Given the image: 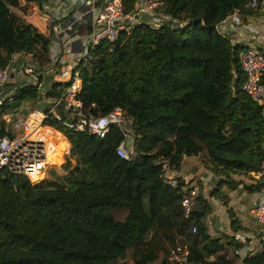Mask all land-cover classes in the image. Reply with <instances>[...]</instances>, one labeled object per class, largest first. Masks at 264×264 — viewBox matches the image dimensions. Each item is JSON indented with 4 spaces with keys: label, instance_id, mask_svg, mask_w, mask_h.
Instances as JSON below:
<instances>
[{
    "label": "trees",
    "instance_id": "trees-1",
    "mask_svg": "<svg viewBox=\"0 0 264 264\" xmlns=\"http://www.w3.org/2000/svg\"><path fill=\"white\" fill-rule=\"evenodd\" d=\"M20 1L0 0V67L24 50L44 69L51 38L11 9ZM138 1L124 0L127 11ZM164 1L167 19L160 26L143 21L102 42L81 68L80 98L88 112L106 115L121 106L132 118L134 157L117 154L124 140L117 127L105 138L62 127L75 163L61 182L33 185L1 169L0 264H172L169 254L181 243L190 249L188 264H264V244L240 260L236 252L230 255L238 245L233 235L223 240L208 233L211 208L202 194L186 214L184 188L191 183L178 176L176 186L168 184L158 164L163 157L180 171L186 156L206 154L220 191L243 183L235 175L262 170L264 108L243 89L244 47L219 30L235 11L254 16L262 4L250 9L249 0ZM38 92L37 86L19 88L14 105ZM244 187L258 192L264 184Z\"/></svg>",
    "mask_w": 264,
    "mask_h": 264
},
{
    "label": "built area",
    "instance_id": "built-area-1",
    "mask_svg": "<svg viewBox=\"0 0 264 264\" xmlns=\"http://www.w3.org/2000/svg\"><path fill=\"white\" fill-rule=\"evenodd\" d=\"M263 3L264 0H249L245 7L255 9ZM164 4V0H139L132 12L127 11L124 0H48L42 5L34 4L33 10L50 20L46 36L51 38V62L42 69L34 53L14 52L8 64L0 67V88L12 82L15 92L25 86H37L41 90L46 73L67 74L62 67L65 62L70 64L68 81H61L51 96L43 93L44 110H35L26 116L15 107H6L5 99L0 100V170L24 175L33 185L49 180L47 173L56 163L62 161L58 164L62 165L71 159L72 145L62 127L86 131L99 138H105L112 127H117L124 133V140L116 149L117 154L127 160L134 157L132 118L121 106L114 107L106 115L96 116L88 112L80 98L83 87L81 68L88 64L92 51L102 42L117 40L121 32L130 33L143 21L154 27L160 26L167 19L161 11ZM235 18L237 23L242 21L240 16ZM80 25L87 27L83 36L76 35ZM240 61L246 74L243 89L264 108V47L243 49ZM13 99V96L8 98ZM158 164L162 166L165 181L176 186L178 171L173 170L163 157ZM252 174L254 179L261 180L264 164L262 170ZM184 190L186 194L182 203L185 213L189 214L199 187L190 185ZM251 213L258 225V234L253 238L243 232L232 234L241 248L242 259L257 252L264 244V197ZM189 256L188 245L181 243L171 250L169 260L172 264H188Z\"/></svg>",
    "mask_w": 264,
    "mask_h": 264
},
{
    "label": "crops",
    "instance_id": "crops-1",
    "mask_svg": "<svg viewBox=\"0 0 264 264\" xmlns=\"http://www.w3.org/2000/svg\"><path fill=\"white\" fill-rule=\"evenodd\" d=\"M21 3V5H25L24 7H27V10L22 8L13 11L37 26L42 33L48 35L50 20L43 13L34 11L33 3L28 4L26 0ZM236 16H240L242 20L240 23H237ZM219 30L222 34L228 36L233 44H238L244 49L248 47L262 49L264 47V3L260 12L254 16H244L240 11H235L219 25ZM77 31L78 34L76 35L83 36L87 32V27L80 25ZM69 65L68 62L62 65L67 73L65 75L45 74L42 88L39 90V95L36 99H24L14 105L16 103L15 99L8 100L15 93L13 90L14 84L10 82L0 88V100L5 99L4 102L10 108L15 107L14 109L23 116L35 110H44L46 103L43 93L47 94L55 82L68 81ZM178 174L186 183L198 186L199 193L209 203L211 210L205 217V223L208 227V233L212 237H221L223 240H227L234 233V221L241 228L239 232H243L252 238L258 234L259 228L254 221L251 210L259 202L260 198L264 197V187L258 192H250L244 187V184H253L257 181L253 178V174L251 176L235 175L234 178L242 180L243 183L239 184L235 189L224 185L220 191V177L209 167L206 154L186 156ZM235 244L234 248H229L230 255L236 252L240 260H242L240 256L241 248ZM262 248L263 246L258 248V250Z\"/></svg>",
    "mask_w": 264,
    "mask_h": 264
},
{
    "label": "rangeland",
    "instance_id": "rangeland-1",
    "mask_svg": "<svg viewBox=\"0 0 264 264\" xmlns=\"http://www.w3.org/2000/svg\"><path fill=\"white\" fill-rule=\"evenodd\" d=\"M23 0L20 1V5L18 6H12L11 9L12 10H17V9H25L27 10V7H24L25 5H21ZM26 12V11H25ZM59 161V160H58ZM56 163V165H54L50 171H48L47 173V177L50 181H54V182H61L65 176L68 174V172L72 169L73 164L75 163V161L73 159H69V161L66 163H63L62 165H58L60 164ZM172 249V248H171ZM127 263H131V259H127Z\"/></svg>",
    "mask_w": 264,
    "mask_h": 264
},
{
    "label": "water",
    "instance_id": "water-1",
    "mask_svg": "<svg viewBox=\"0 0 264 264\" xmlns=\"http://www.w3.org/2000/svg\"><path fill=\"white\" fill-rule=\"evenodd\" d=\"M181 25L180 24H174V28H179ZM261 183L264 184V177L261 179Z\"/></svg>",
    "mask_w": 264,
    "mask_h": 264
}]
</instances>
